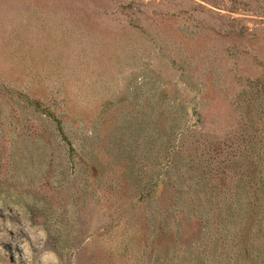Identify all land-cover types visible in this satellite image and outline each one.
Instances as JSON below:
<instances>
[{
    "label": "rangeland",
    "instance_id": "rangeland-1",
    "mask_svg": "<svg viewBox=\"0 0 264 264\" xmlns=\"http://www.w3.org/2000/svg\"><path fill=\"white\" fill-rule=\"evenodd\" d=\"M0 264H264V0H0Z\"/></svg>",
    "mask_w": 264,
    "mask_h": 264
}]
</instances>
